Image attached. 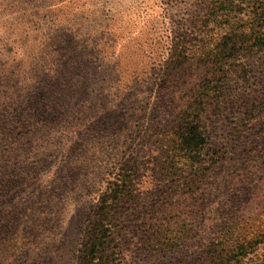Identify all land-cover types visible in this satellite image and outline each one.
I'll return each instance as SVG.
<instances>
[{"label": "rangeland", "instance_id": "374dc122", "mask_svg": "<svg viewBox=\"0 0 264 264\" xmlns=\"http://www.w3.org/2000/svg\"><path fill=\"white\" fill-rule=\"evenodd\" d=\"M210 1L0 0V159L19 179L0 200L20 214L34 210L42 220V264H77L84 231L124 160H137L141 170L121 209L110 264L202 263L233 195H210L194 234L174 251L155 249L149 219L156 218L152 207L176 199L174 190L183 193L179 180L164 179L154 168L153 112L159 108L161 121L172 93H183L186 83L167 86L162 79L175 47L202 37L199 21ZM252 69L249 81L232 89L226 108L207 121L210 142L229 153L224 173L212 179L226 187L240 143L264 145V126L248 140L235 130L237 115L264 90V55ZM53 178L50 198L35 205L34 187ZM244 264H264V249Z\"/></svg>", "mask_w": 264, "mask_h": 264}, {"label": "trees", "instance_id": "16d2710c", "mask_svg": "<svg viewBox=\"0 0 264 264\" xmlns=\"http://www.w3.org/2000/svg\"><path fill=\"white\" fill-rule=\"evenodd\" d=\"M199 24L202 37L175 47L162 79L167 86L186 83L183 93H172L167 101L171 106L162 110L161 121L159 108L152 110L156 114L152 125L157 150L154 168L164 179L179 180L183 193L174 190V201L152 207L156 218L149 219V228L157 251H174L203 220L202 207L208 197L216 191L219 196L231 194L234 198L230 203L225 200L222 223L213 231L201 264H244L264 249V145L251 143L247 148L241 142L236 148L238 163L225 182L228 186L220 185L212 179L224 173L229 153L210 142L207 121L212 112L226 108L232 89L249 81L255 59L264 55V0H211ZM256 92L252 90L250 97ZM236 119L239 139L248 140L264 126V90L251 98ZM142 128L137 131L143 132ZM139 163L124 160L108 180L79 243L77 264H110L121 233V209L130 200L132 180L141 170ZM11 170L0 159V197L10 192L7 185L11 191L19 187V179ZM41 180L32 192L35 205L46 202L56 187L55 178ZM253 180L255 186H247ZM1 200L0 264H42L38 243L42 220L34 210L31 215L11 211L14 207ZM24 217L29 218L23 222ZM34 245L37 248L33 249Z\"/></svg>", "mask_w": 264, "mask_h": 264}]
</instances>
